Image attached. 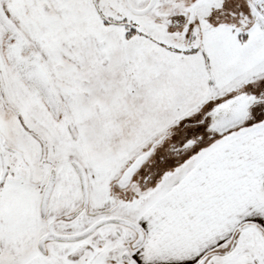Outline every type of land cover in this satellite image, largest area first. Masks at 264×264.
<instances>
[{
  "label": "snow or ice",
  "instance_id": "snow-or-ice-1",
  "mask_svg": "<svg viewBox=\"0 0 264 264\" xmlns=\"http://www.w3.org/2000/svg\"><path fill=\"white\" fill-rule=\"evenodd\" d=\"M0 264H264V0H0Z\"/></svg>",
  "mask_w": 264,
  "mask_h": 264
}]
</instances>
